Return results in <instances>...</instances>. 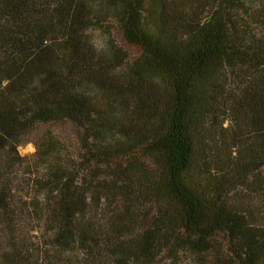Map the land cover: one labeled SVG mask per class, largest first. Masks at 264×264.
Returning a JSON list of instances; mask_svg holds the SVG:
<instances>
[{"label":"trees","instance_id":"obj_1","mask_svg":"<svg viewBox=\"0 0 264 264\" xmlns=\"http://www.w3.org/2000/svg\"><path fill=\"white\" fill-rule=\"evenodd\" d=\"M109 18L136 55L94 42ZM63 119L82 149L49 140L33 178L44 264H264V0H0V161ZM13 189L0 262L28 264Z\"/></svg>","mask_w":264,"mask_h":264},{"label":"rangeland","instance_id":"obj_2","mask_svg":"<svg viewBox=\"0 0 264 264\" xmlns=\"http://www.w3.org/2000/svg\"><path fill=\"white\" fill-rule=\"evenodd\" d=\"M87 31L98 45L104 44L107 33H110L112 39L123 47L130 58L139 52L137 46L130 45L124 41L115 18L106 20L103 27L92 26ZM80 129L68 119L39 122L20 134L18 143L10 147L13 159L7 164L0 161V185L2 178L7 177V182H10L14 188L13 199L19 205L25 206L24 213L28 220L27 225L20 232H17L16 235L18 237V245H26L30 249L31 260L28 261V264H44L43 250L46 248L48 240V232L45 225L41 220H38L31 207V202L34 200L40 201L45 195L43 183L36 186L33 179L43 171L44 158L42 153L47 147L49 140H57L60 146L58 150L78 161L79 151L82 149V142L79 138ZM42 139L45 146L39 149L38 145L40 146V143L37 144V142ZM36 150L39 153H36ZM80 167L81 165L76 168L80 169ZM0 233V237L10 235L9 232L3 234L0 231ZM0 264L2 263L0 262Z\"/></svg>","mask_w":264,"mask_h":264}]
</instances>
